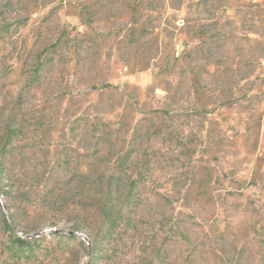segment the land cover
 Returning <instances> with one entry per match:
<instances>
[{
	"label": "rangeland",
	"instance_id": "obj_1",
	"mask_svg": "<svg viewBox=\"0 0 264 264\" xmlns=\"http://www.w3.org/2000/svg\"><path fill=\"white\" fill-rule=\"evenodd\" d=\"M0 264H264V0H0Z\"/></svg>",
	"mask_w": 264,
	"mask_h": 264
},
{
	"label": "trees",
	"instance_id": "obj_2",
	"mask_svg": "<svg viewBox=\"0 0 264 264\" xmlns=\"http://www.w3.org/2000/svg\"><path fill=\"white\" fill-rule=\"evenodd\" d=\"M41 68H42V65L39 66L36 70L39 71L41 70ZM18 134H19V131L14 130L12 125L7 126V140L9 144L12 142L14 136ZM7 187H10V185H7ZM1 194L7 199V201H9V203L7 204L6 210L11 214V219H13V222H14L15 217L11 213L13 205L12 203H10V201H12L13 199L14 193L6 189H1ZM131 198H132V195L124 194L122 192L119 183H117V174L110 175L107 181V184H106L103 201L101 205L98 207V216L101 220L100 225L102 227L101 234L105 240L112 239L114 234L117 233L118 228H120L122 225H125V223L127 222V221L125 222L123 218L124 216H123L122 208L123 206L130 204L128 201H130ZM5 224L8 230H12V231L14 230L9 220L5 219ZM13 243L22 250L26 248H31L33 245V243H31L30 241L22 239L21 237H14ZM100 254H101L100 250H95L93 252V257L98 258L100 257Z\"/></svg>",
	"mask_w": 264,
	"mask_h": 264
}]
</instances>
